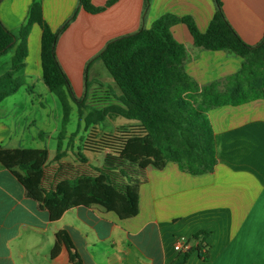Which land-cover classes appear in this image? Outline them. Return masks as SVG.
Returning a JSON list of instances; mask_svg holds the SVG:
<instances>
[{
    "label": "crops",
    "instance_id": "crops-1",
    "mask_svg": "<svg viewBox=\"0 0 264 264\" xmlns=\"http://www.w3.org/2000/svg\"><path fill=\"white\" fill-rule=\"evenodd\" d=\"M37 1L52 31L78 6L77 0ZM107 1L91 3L102 7ZM33 2L2 0L4 27L17 33L26 25ZM222 9L246 44L262 41L264 0H223ZM214 12L213 0H150L146 12L144 0H117L98 14L80 9L57 38L56 59L69 81L88 75L90 69L94 75L101 71L100 61L87 64L109 41L148 29L163 15L191 17L203 33ZM170 32L186 49L184 70L198 86L223 81L240 69L238 56L196 48L184 24L172 26ZM40 37V27L33 24L26 39L24 68L14 75L27 98L8 101L19 87L0 103V148L28 149L29 142L38 141L37 149L47 150L48 162L54 164L60 132L48 133L35 126L54 118L42 98L50 92L41 78ZM16 47L0 56V77L10 70ZM34 109L41 111V122L32 116ZM207 115L215 141L213 170L193 176L174 163L161 170L148 166L139 186L138 214L130 219L121 220L100 207L79 206L52 222L40 203L27 197L16 177L0 164V264H72L64 246L51 257L55 235L62 230L68 233L81 264H264V100L217 107ZM61 116L57 114L62 124ZM72 136L65 132L62 138V161L77 164L76 158L68 159L81 147L80 141L71 144ZM53 138L55 154L50 158L47 146ZM81 153L90 163V152ZM200 231L207 235V260L198 257L192 238ZM180 239L188 244L185 259V254L173 249Z\"/></svg>",
    "mask_w": 264,
    "mask_h": 264
},
{
    "label": "trees",
    "instance_id": "trees-1",
    "mask_svg": "<svg viewBox=\"0 0 264 264\" xmlns=\"http://www.w3.org/2000/svg\"><path fill=\"white\" fill-rule=\"evenodd\" d=\"M116 1L108 0L102 7H95L91 0H77V8L57 31H52L42 18L37 0L30 8L26 25L17 33L7 30L0 21V56L17 46L10 70L0 77V103L21 86V80L14 75L24 68L26 39L31 26L37 24L41 30V78L59 101L62 124L66 125L69 99L83 107L90 83L85 74L84 98L77 100L56 59L57 38L80 9L98 14ZM213 2L215 12L203 33L191 17L163 15L148 29L142 27L109 41L88 62L87 67L100 61L119 90L117 103L90 108L84 117L88 133L80 140V151L103 154L100 167L91 165L80 151L75 155L77 164L62 161L63 128L57 138L54 164L48 162L45 149L0 148V164L16 177L27 197L48 212L50 221L59 220L65 211L79 206L100 207L121 220L135 217L139 186L145 181L148 166L161 170L174 163L193 176L213 170L215 141L208 111L264 100V37L257 45L246 44L227 21L223 0ZM149 4L150 0H144V12ZM179 23L186 26L196 48L238 56L242 59L240 69L223 81L198 86L184 70L186 49L170 32ZM116 118L134 123L113 132L99 130L106 119ZM192 238L198 257L207 260V235L200 231ZM61 246L67 249L70 263L81 264L64 230L55 235L51 257L58 254ZM188 254L187 251L184 259Z\"/></svg>",
    "mask_w": 264,
    "mask_h": 264
},
{
    "label": "rangeland",
    "instance_id": "rangeland-1",
    "mask_svg": "<svg viewBox=\"0 0 264 264\" xmlns=\"http://www.w3.org/2000/svg\"><path fill=\"white\" fill-rule=\"evenodd\" d=\"M100 70L96 71L94 75H92L93 71L90 69L88 71L87 79L90 83V86L87 90V93L85 94V102L83 107L79 108V105L69 99L70 104V116L69 121L66 125L61 124V121L57 119V114L62 115V109L60 106L59 101L57 98L51 94L48 93L47 97L44 95L42 96L43 101L48 103L49 110L53 111V117L49 123L47 124H41V125H35L36 129L42 128L43 131L51 133L54 132V129H56L58 132L65 131L68 134H73L71 144L77 145L84 136L87 135V131L84 124V117L89 112L90 108H103L107 105L117 103V100L115 96L119 95V90L115 86L113 80L111 79L110 75L104 68L103 64L100 62ZM85 75L82 77H71L72 81H69L70 89L72 93L74 94L75 98L77 100L84 98L85 93ZM25 90L24 87H20L18 92L9 97L8 101L15 102V101H21L27 98L26 95H24ZM9 105V104H8ZM7 110H11L10 106H8ZM38 110V109H37ZM33 110L32 116H34L37 120V122H41L40 118L42 119V116L39 112L40 110ZM5 112V111H4ZM62 117V116H61ZM62 120V119H61ZM133 121H127L123 118H116V119H106L105 122L99 126V130L104 132H113L115 129L119 128L120 126H126L129 124H133ZM47 134V133H46ZM40 143L38 141L29 142L27 145L28 149H37L39 148ZM47 149L50 152V158L54 156L55 154V139L48 141ZM75 159V156L72 154L68 155V159ZM90 163L94 166H100L103 160V154L101 153H90Z\"/></svg>",
    "mask_w": 264,
    "mask_h": 264
},
{
    "label": "built area",
    "instance_id": "built-area-1",
    "mask_svg": "<svg viewBox=\"0 0 264 264\" xmlns=\"http://www.w3.org/2000/svg\"><path fill=\"white\" fill-rule=\"evenodd\" d=\"M173 249L175 252L185 254L188 251V244L186 241L180 239L175 242Z\"/></svg>",
    "mask_w": 264,
    "mask_h": 264
}]
</instances>
